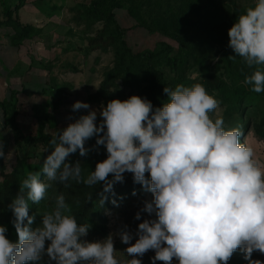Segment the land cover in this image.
Listing matches in <instances>:
<instances>
[{
	"label": "clouds",
	"instance_id": "9594fccd",
	"mask_svg": "<svg viewBox=\"0 0 264 264\" xmlns=\"http://www.w3.org/2000/svg\"><path fill=\"white\" fill-rule=\"evenodd\" d=\"M228 36L236 54L229 58L241 57L255 68L243 83L264 92V0L240 14ZM163 91L168 99L161 107L153 109L138 95L113 99L99 111V124L97 111L89 110L56 132L41 170L27 174L9 206L18 241L9 240L7 228L0 226V264H36L44 255L55 264H142L136 257L149 250L155 252L152 264H173L174 259L177 264H228L237 250L249 264H262L252 254H264V161L240 142V128L226 129L222 117L212 118L219 101L200 83ZM71 107L73 112L90 109L81 101ZM94 136L108 155L84 177L79 161H66L77 151L86 156L85 143ZM3 147L0 142V157ZM41 172L65 187L69 180L90 187L104 182L105 192L132 173L134 183L152 195L141 211L154 216L138 224L135 243L130 232L119 233L132 258H117L112 234L100 241L82 239L91 225L77 222L63 194L41 215V225L31 228L35 217L29 215V201L39 204L50 187ZM135 219H141L140 212Z\"/></svg>",
	"mask_w": 264,
	"mask_h": 264
},
{
	"label": "rangeland",
	"instance_id": "374dc122",
	"mask_svg": "<svg viewBox=\"0 0 264 264\" xmlns=\"http://www.w3.org/2000/svg\"><path fill=\"white\" fill-rule=\"evenodd\" d=\"M256 0H0L2 12L11 6L17 10L25 3L39 4L46 7V15L64 16L71 27L75 39L69 60L63 63L68 69L77 73L75 81L78 91L75 94L62 92L61 98L77 96L90 105V109L77 112L66 110L70 122L57 121L54 104L34 109L33 114L17 121L15 110L9 122L13 135L1 140L4 157H0V226L7 228L6 236L12 242L18 241L15 227L10 223L14 217L9 207L20 192V183L29 172H39L47 155L51 154L50 140L56 132L62 131L89 110L97 111V124L101 117L99 111L113 99L126 100L138 95L148 100V90L153 77L150 66L163 76V85L156 91L160 103L167 102L165 87L174 89L178 84L191 86L200 83L219 101V108L210 113L213 119L222 117L226 129L240 128L243 132L241 143H247L264 161V92L255 93L243 81L255 68H248L241 57L235 56L228 46V31L240 14L248 7L254 6ZM6 6V7H5ZM9 14V13H7ZM11 14V13H10ZM122 31V38L127 43L129 53L119 52V43L114 41ZM25 33V32H24ZM35 30H27L33 36ZM26 34V33H25ZM65 69V68H64ZM68 70V71H69ZM195 77V79H193ZM66 96V97H65ZM30 114V111H29ZM70 114V115H69ZM69 115V116H68ZM13 121V124H12ZM262 130L263 134L258 130ZM102 135V134H101ZM97 137L87 140L86 156L79 151L71 154L66 162H80L82 175L87 177L95 170L98 162L107 158L103 145L96 144ZM24 140V142H20ZM35 143L28 144L27 141ZM124 178L132 173H124ZM146 177L148 174L146 173ZM150 178V177H148ZM42 182L50 185L44 200L39 204L29 201V215L34 216L35 229L42 223V214L55 207L58 195L63 194L65 202L75 216L79 200L73 180L68 187L57 181H49L41 172ZM109 180L112 176L109 175ZM99 197L92 206L95 216H99L106 233L99 236L88 235L82 239L89 242L100 241L112 234L116 256L120 261H127L125 249L129 244L122 243L119 233L128 231L135 243L138 224L144 219H152L142 212L144 201L150 200V192L139 188L125 197L124 190L128 185L115 183L111 191H104V182H99ZM125 187V188H124ZM121 194L120 198L109 196L111 192ZM26 195V193H25ZM125 195V196H124ZM140 212L141 219H135ZM6 216V221H3ZM27 223V221H25ZM50 242H46L47 244ZM241 255L244 253L241 251ZM154 250H149L141 259L142 264H152ZM253 260L264 264V254L253 252ZM249 264V261H247ZM36 264H55L47 255ZM156 264H163L156 261ZM173 264H177L175 259Z\"/></svg>",
	"mask_w": 264,
	"mask_h": 264
},
{
	"label": "crops",
	"instance_id": "0c3cea01",
	"mask_svg": "<svg viewBox=\"0 0 264 264\" xmlns=\"http://www.w3.org/2000/svg\"><path fill=\"white\" fill-rule=\"evenodd\" d=\"M7 9L2 12L0 7V141L13 135L9 118L14 110L17 121H23L19 119L25 120L34 109L61 100L55 118L69 123L70 114L66 118L64 111L72 110L76 101L83 102L76 95L61 98L62 92L79 90L77 73L63 63L75 45L69 21L64 16H47L46 7L39 4ZM27 30L37 33L30 36Z\"/></svg>",
	"mask_w": 264,
	"mask_h": 264
},
{
	"label": "trees",
	"instance_id": "16d2710c",
	"mask_svg": "<svg viewBox=\"0 0 264 264\" xmlns=\"http://www.w3.org/2000/svg\"><path fill=\"white\" fill-rule=\"evenodd\" d=\"M114 41L119 43L120 53H122L123 55L124 54L127 55L129 53V48L127 46V43L122 38L121 30H120L119 36L116 37ZM150 71L153 77V82H152V86L148 90L147 98L149 101H151L153 105V109H155L156 107H160V103L158 101V98L156 97V91L163 85V76L159 74V72L156 70L154 66H150ZM60 104H61V100L56 101L53 108L57 110ZM258 131L259 133L263 134V131L261 129ZM20 142L22 143L24 142V140H20ZM27 143L34 144L35 142L29 140L27 141ZM124 179H127V182H128V185L126 186V189L124 190V193H126L125 194L126 196L124 195L125 197H127L128 194L135 192L138 188L139 190L145 189L142 185L134 183L133 176L129 178L125 176ZM74 189H75L77 198L79 200L78 208L75 213V218L77 219V222L79 224L87 223L91 225L89 229V233L94 237L105 234L106 230L100 222L101 217L99 216L96 217L95 213H93V210H91L92 206L101 198V196L99 197L100 188L98 187V185H94L90 187L83 183H78V186L75 187ZM111 195H115L114 196L115 199L120 198L122 196L121 194H117L115 191L109 194V196ZM129 198L130 196H128L127 199ZM2 218H3V221L5 222L6 216H3ZM14 219L15 217L11 218L10 220L11 224H13L12 222ZM240 253L241 251L237 250V252H235L233 256L230 258V260L228 261V264H248L247 262L248 260H246L244 258V255L243 254L241 255Z\"/></svg>",
	"mask_w": 264,
	"mask_h": 264
}]
</instances>
